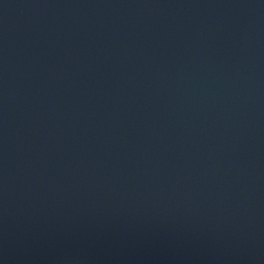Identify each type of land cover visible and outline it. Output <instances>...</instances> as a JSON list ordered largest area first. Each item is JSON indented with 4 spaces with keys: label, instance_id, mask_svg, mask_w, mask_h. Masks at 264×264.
Returning a JSON list of instances; mask_svg holds the SVG:
<instances>
[{
    "label": "water",
    "instance_id": "obj_1",
    "mask_svg": "<svg viewBox=\"0 0 264 264\" xmlns=\"http://www.w3.org/2000/svg\"><path fill=\"white\" fill-rule=\"evenodd\" d=\"M0 264H264V0H0Z\"/></svg>",
    "mask_w": 264,
    "mask_h": 264
}]
</instances>
